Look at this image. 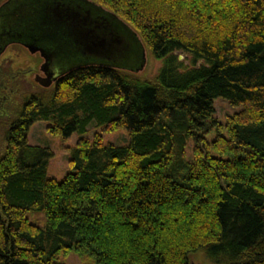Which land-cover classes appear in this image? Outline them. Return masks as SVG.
Returning a JSON list of instances; mask_svg holds the SVG:
<instances>
[{"label": "trees", "instance_id": "trees-1", "mask_svg": "<svg viewBox=\"0 0 264 264\" xmlns=\"http://www.w3.org/2000/svg\"><path fill=\"white\" fill-rule=\"evenodd\" d=\"M58 1L0 0L1 28L21 34L1 47L42 48L56 72L2 122L0 264H65L69 251L82 264H190L196 253L264 264V0H74L128 25L129 48L163 60L152 79L57 47L67 39L48 31ZM179 53L193 65L182 68ZM12 76L0 64V98ZM215 97L242 108L221 122ZM92 120L99 132L65 147L64 178L47 177L53 152L28 142L29 127L45 121L65 139ZM119 128L127 143L103 142L100 132Z\"/></svg>", "mask_w": 264, "mask_h": 264}, {"label": "rangeland", "instance_id": "rangeland-1", "mask_svg": "<svg viewBox=\"0 0 264 264\" xmlns=\"http://www.w3.org/2000/svg\"><path fill=\"white\" fill-rule=\"evenodd\" d=\"M5 1V0H4ZM19 1V0H18ZM21 1V0H20ZM28 1V0H27ZM22 3L27 4L22 0ZM6 11H10V8H5ZM121 25L122 31H128V25L118 21ZM12 40V38H11ZM135 50V45L132 44V48ZM144 49V48H143ZM136 52V50H135ZM135 52L128 53L127 57H123L118 62H123L128 65H139L140 59ZM179 60H181L182 68H189L193 65L191 58L186 54H178ZM144 65L141 69L136 70L137 75L142 78L152 79L162 66L163 60L154 58L149 50H144ZM42 63V57L39 51L33 53L26 47L18 42L8 43L4 49L0 52V64L10 68L13 82H11V88L6 90L7 94H3L0 98V106L6 108V112L0 111V152L4 146V126L2 122L7 119V111L11 110L13 106L19 102V97L26 91H38L41 86L35 81L34 76L36 73L43 75L40 71V65ZM202 61L195 62V66L201 64ZM5 97V98H4ZM214 117L223 122L225 115L232 114L242 108V105L231 106L226 99L222 97H215L213 99ZM1 110V109H0ZM46 122L37 121L34 122L28 130L27 140L30 144L48 146L51 148L53 154L49 158L47 177L54 178L60 181L68 172V152L66 146H73L77 139L81 136L91 139L95 131L99 132V129L95 126V121L92 120L87 125V131L84 134L73 132L67 138L63 139L59 135H52L46 131ZM103 142H111L117 145L125 144L128 141L127 132L124 128H119L115 131L100 132ZM214 137V132L211 131L206 135V138L210 140ZM192 140H189L186 145L185 153L186 157L190 159L191 156ZM61 259L65 264H82L77 253L69 251L66 254L61 255ZM190 262L195 264H210L206 261L204 256L200 253H196L190 256Z\"/></svg>", "mask_w": 264, "mask_h": 264}, {"label": "water", "instance_id": "water-1", "mask_svg": "<svg viewBox=\"0 0 264 264\" xmlns=\"http://www.w3.org/2000/svg\"><path fill=\"white\" fill-rule=\"evenodd\" d=\"M104 14L106 15V13ZM54 16L57 18L55 19L56 23H61L62 28L68 29V31H62L63 35L67 38L65 39L66 41H63L61 37L55 40L58 45L57 47L62 50H65L64 48L68 49V47L74 48L81 56L82 59L79 61L82 63L94 60L105 64H120L121 62H118V60L127 57V54L131 53L130 45L126 41V31H122L121 25L117 21L115 24L111 21L98 22V19L103 20L105 16L100 18L94 17L92 11H84L82 7L74 8L72 6H68V10L65 13L59 9ZM11 30V26L3 25V31L0 33V52L5 47H1L5 36L21 37V34H11ZM24 46L33 53L39 51L41 57L44 58L45 63L40 69L45 73V77L35 76L34 79L39 85L49 86L55 80L54 75L56 72L48 69V55L32 44L26 43ZM135 53L138 54L140 59L139 65H135L136 71L144 65L143 47L138 48ZM46 70L48 71L46 72Z\"/></svg>", "mask_w": 264, "mask_h": 264}, {"label": "flooded vegetation", "instance_id": "flooded-vegetation-1", "mask_svg": "<svg viewBox=\"0 0 264 264\" xmlns=\"http://www.w3.org/2000/svg\"><path fill=\"white\" fill-rule=\"evenodd\" d=\"M49 5H52V4H49ZM68 6H72V7H74V8H81V7H83L82 5H80V3H76V1H74V0H65V1H63V2H61V1H58V2H55L54 3V5H52V12L50 13L51 14V16H50V14H49V16L51 17L50 19L48 18V20H49V22L51 23V26H50V28H49V30L48 31H55L56 29H58V30H56V31H68V29H64V28H62L61 27V23L59 24V23H56L55 22V19H57L55 16H54V14H57V12L59 11V9H61L62 11H63V13H65V11H67L68 10ZM86 6H89L90 8H85V7H83V8H85V10L84 11H86V10H93L92 11V14H93V16L94 17H98V18H100V17H104L103 18V20L102 19H98V22H102V21H107V22H109V21H111L112 23H114L115 24V21L114 20H112L110 17V15H105L104 13V11L102 10V9H100V7H98V6H95V5H92V4H89V5H87L86 4ZM95 10V11H94ZM66 13H68V12H66ZM52 24H54L55 26H56V29H52L51 27H52ZM1 26H2V24H0V33L3 31V28H1ZM61 27V28H60ZM11 29H12V27H11ZM6 37V36H5ZM3 38H4V36H3ZM3 43H5V42H3ZM23 43V42H22ZM24 44H26V43H23V45ZM6 45H7V43H6ZM38 49H41V50H43L42 48H39V47H37ZM80 58L78 59V60H80V59H82L81 58V56H79ZM48 61V60H47ZM87 62V61H86ZM45 63V60H44V58H42V63H41V65H40V67L43 65ZM39 71L43 74V75H40V74H38V73H36L35 74V76H40V77H45V73L39 68ZM48 70H46V72H47ZM34 76V77H35ZM55 76V78H56V74L54 75Z\"/></svg>", "mask_w": 264, "mask_h": 264}]
</instances>
